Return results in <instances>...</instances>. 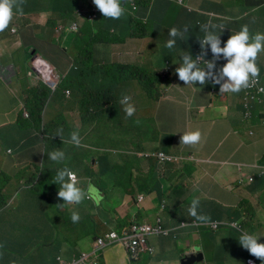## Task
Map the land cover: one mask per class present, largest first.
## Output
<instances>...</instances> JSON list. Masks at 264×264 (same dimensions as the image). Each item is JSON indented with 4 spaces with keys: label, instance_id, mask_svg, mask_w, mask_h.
<instances>
[{
    "label": "crops",
    "instance_id": "1",
    "mask_svg": "<svg viewBox=\"0 0 264 264\" xmlns=\"http://www.w3.org/2000/svg\"><path fill=\"white\" fill-rule=\"evenodd\" d=\"M90 1L87 0V5ZM181 1L183 4H180ZM83 2L23 0V15L17 16L20 20L26 15L34 17L38 21L36 29L26 33L27 40L21 34L0 37V186L6 198L9 200L7 195L21 186L32 184L33 178L45 179L57 173L55 167L67 166L66 159L56 163L49 160L47 154L61 149L67 156L70 150L81 147L83 141L79 147L69 142L70 134L79 131L86 139L85 150L96 156L98 168L109 163H127L130 165L132 182L129 185L118 183L115 177L111 179L105 175L99 183L104 182L106 199L99 207L87 199L78 206L65 205L61 208L58 205L63 201L57 203L61 216L58 219L70 223L68 238L74 243L72 247L64 243L59 255L65 260H79V256L85 254L89 256L90 264H96V261L103 264H138L131 261L119 247L97 251L95 241L97 236L117 232L121 222L133 216L140 223L151 226L159 224L168 232V236L150 237L149 245L154 253L149 256L152 258L148 264H181L183 259L199 255L203 258L202 263L206 264H247L248 260L264 264L238 243L242 232L264 233V178L258 177V171L264 165V103L254 106V112H258L259 117L251 122L244 118L243 91L220 93V86L211 81L203 86L198 83L193 85L199 89L195 91L186 87L178 79L175 69L182 63L185 52L192 55L191 50L164 46L169 39V30L176 27L188 29L185 40L193 48L201 38L200 28L207 13L212 19L224 21L228 27L248 25L251 33H264V0H176L175 7L158 19L165 24L162 34L157 39L145 38L144 42L129 37V24L125 16L118 20L106 19L103 30L114 33L113 39L118 43L101 45L97 62L100 65H124L128 64V58L137 54L140 55L139 65L150 66L157 73L163 69V73L159 74L167 80L158 88L155 98H146L142 107L131 99L136 108L135 114L127 117L129 120L115 122L111 132L106 128L98 132L94 125L86 126L78 107H75L76 103L70 99L54 102L51 110L45 107L42 117L38 119L24 110L25 92L39 85L38 77L29 75L32 71V51L40 50L41 55L62 74L75 71L74 63L59 61L46 43H60L65 50L69 49L65 47V36L58 40L56 27L61 23L54 26V21L59 19L60 11L72 9L73 6L88 8ZM194 12L204 17L193 16ZM159 26L157 24L156 28L159 29ZM137 45H147L149 54L135 51ZM222 66L217 62L214 71ZM258 66L264 67V54L260 55ZM25 113L30 116L26 117ZM33 118L37 123L30 125L29 121ZM41 124L44 129L51 125L50 133L57 137L47 144L49 149L47 145L43 146V135H39ZM60 129L63 130L62 135L57 136ZM189 129L202 132L200 145H180L182 133ZM109 147L118 149L111 150ZM8 149H11L10 153ZM159 152L173 161L160 166L155 160L144 157ZM32 163L39 164L31 167ZM7 173L12 174L7 176ZM127 174L128 171L120 172L122 179ZM250 178H254L252 184L248 182ZM115 183L121 187H115ZM193 198H199L198 211L210 217L208 222H196L189 216L188 207ZM74 207L80 214L78 223L71 220ZM19 209L23 208H17V215L21 216ZM69 209L70 218L66 215ZM42 212L38 220L40 218L39 222L44 224ZM140 213L146 214L150 223L139 220ZM214 223L219 224L215 231L203 226ZM195 224L200 226L195 227ZM14 225V219L4 209L0 210V243L13 237ZM80 229L91 234H80ZM191 235L198 237L192 240ZM258 242L264 243V237H260ZM194 247H199L201 251L194 253ZM87 249L92 251L86 252ZM143 253L147 254L146 250ZM114 254L119 257L116 258Z\"/></svg>",
    "mask_w": 264,
    "mask_h": 264
},
{
    "label": "clouds",
    "instance_id": "2",
    "mask_svg": "<svg viewBox=\"0 0 264 264\" xmlns=\"http://www.w3.org/2000/svg\"><path fill=\"white\" fill-rule=\"evenodd\" d=\"M90 4H94V5L89 7ZM130 4L134 10L137 9L135 3H130ZM22 5H23V0H0V37L7 35L21 34L20 27L12 24V20L17 15H23ZM123 5H124V0H92L87 5L88 8H84L82 6H73L72 9L60 11L59 19L54 21L55 22L54 26L60 23V18L62 14L68 11L73 12L74 10H75V14H74L75 20H78L80 22L88 21V23L91 25L95 24L97 20H102V21H105L106 19L118 20L125 14L126 10ZM10 25H12V28L9 31L8 29ZM69 25H70L69 30L72 32L78 29V25L74 21ZM224 28L225 27L223 25H216L211 23L203 26L202 31L204 32V35L202 38H199V45L201 49L200 54L196 55V57L193 58L192 55L185 52V54L181 58L182 63L175 69V73L178 76V79L182 81L186 87H191L194 91L199 89L195 88L193 85L198 83L199 85L203 86L209 81H211L215 85L220 86L219 87L220 93L236 94L243 91L242 93H244V98L242 99V106L245 110V115H246L247 110L244 107V99L246 97V91L249 88L253 87L255 84L259 83L258 78L261 77L260 68L258 66V59L260 55L264 54V33L256 32L253 34L250 32L248 25H243L241 26L238 32L231 34L227 39V41L224 42L223 47H221L222 41L220 39V33ZM61 29H62V25H58L56 27L57 34ZM217 29H219V33L217 32ZM187 31H188L187 28H184L183 30L178 29L176 27L171 28L168 32L169 39L166 41L164 46L168 49H173L176 46L178 39L180 41L185 40V34L187 33ZM58 40H60L59 36H58ZM51 45H60V43L47 42L46 44V46L50 48L55 54V51ZM62 48L65 50L63 46ZM209 49L212 58L206 57ZM32 55H31L32 58L30 63V68L32 71L29 73V75H35L36 77H38L39 80L38 86L44 84L47 88H49L51 94L55 93L58 90V88L63 84L64 79L68 76L69 73L67 74L60 73L57 67L51 64L43 55H41V53L40 56L38 54V51H32ZM221 58L225 60L226 63L220 62L219 60ZM217 62L223 64V66L219 68L218 71H214L216 69ZM70 63H74V62H70ZM201 64H203V66H201ZM76 67L77 66L74 63L73 69L75 71L78 70ZM164 75H166V73H164ZM261 79L263 83L262 86L264 87V80L262 77ZM172 87H177V86H172ZM259 91L264 92V88L259 89ZM71 94H73L71 89L65 90V95L67 97H71ZM261 99L262 101L260 103L252 102L250 104L251 116L254 113V106L261 105L264 103V96H262ZM130 101H131V97L128 95H124L120 100V103L124 105L123 110L125 112L126 117L128 118L132 117L136 112L135 106ZM24 110H26L25 105H24ZM24 115L26 117L30 116L27 113H25ZM245 115L244 118L246 120H250L251 117L246 118ZM137 123H139V121H137ZM62 131H63L62 129L58 130L57 136L62 135ZM39 133L41 134V136L43 135L42 137L43 139L48 141L47 144H50L56 139L53 137L55 135H52L51 133H50L51 137L46 138L45 134L47 132L45 129L43 130V125H42V130L40 128ZM202 139H203L202 132L199 129L196 130L189 129L182 133L180 137V145L196 147L201 144ZM69 142L77 147L81 145L82 140L78 131H73L70 134ZM8 152L10 153L11 149H8ZM159 153L147 154L149 155V158L147 159H153L155 160L157 165H160L158 159L156 157H153V155ZM47 156L49 160L56 163H62L66 159V154L61 149L53 150L49 152ZM96 163L97 161L95 160L93 164ZM169 163H165L164 165ZM259 171H258V177L261 179L262 177L259 176ZM86 179L88 180L86 181ZM91 181L93 180L89 175H86L85 173L82 172L77 173L76 171H72L67 166L59 169L53 180L54 184H59L60 186L57 192V196L63 201V203L58 205V207L63 208L65 205L78 206L81 203H83V201H85L86 199L92 201L95 206L99 207V205L103 201V194L94 184L91 183ZM87 182L88 184L86 187L80 186L81 184ZM4 195L6 196V194ZM7 197L10 196L7 195ZM10 199L11 200H8L6 198V204L7 202L11 203L13 196ZM6 206L4 207V209L6 208ZM199 207H200L199 198H193L188 207L189 216L192 217L196 222H200V223L208 222L210 220V217L200 213L198 211ZM17 208L18 206L14 207V209ZM71 220L73 223H78L80 220V214L75 207L71 212ZM194 226L198 227L200 225L195 224ZM203 226H206L207 228L209 227L208 224ZM131 228L132 226L130 228L123 230V232H121L120 234L114 231H110L108 232V234H106L105 236H100L98 239L106 238L108 235H110L111 238H115L116 234L119 237H122L123 234L129 232ZM46 232H47V227L45 226V232L40 236H43L44 234H46ZM260 237H264V233H248L247 231H245L239 235L238 243L240 244L241 247L246 249L251 256L264 262V243L258 242ZM149 238L147 239V246L142 248L140 253H143L145 250L146 253L149 255H152L154 253L153 248H151L148 243ZM9 242L11 241L9 240ZM6 245L8 248H11V245L9 246L8 242H6ZM149 249L153 250L152 253L149 252ZM125 251L129 259L133 262H136V260H138L140 257V253L136 258H134L129 254L126 248ZM192 251L194 253H197L200 252L201 249L199 247H194ZM81 257L79 256V258ZM57 261L59 264H68V263L72 264L74 261L79 262L80 259L67 261L61 257H57ZM202 262L200 264H202Z\"/></svg>",
    "mask_w": 264,
    "mask_h": 264
},
{
    "label": "trees",
    "instance_id": "3",
    "mask_svg": "<svg viewBox=\"0 0 264 264\" xmlns=\"http://www.w3.org/2000/svg\"><path fill=\"white\" fill-rule=\"evenodd\" d=\"M132 3L130 0H127L124 3L125 7V16L127 18L128 30H129V37L131 39H145V38H158L159 35L165 29V24H162V20L160 19L163 14H167V12L174 8L176 5V0H136V10L133 9L131 6ZM165 11V12H164ZM184 12H189V10H184ZM75 10L68 11L62 14L60 18V23L62 25V29L58 32V36L60 39L65 36L66 39L65 47L69 49L64 50L60 45H51L55 51V55L57 56L59 61L67 60L70 62H74L76 64L77 71H72L68 74V76L64 79L63 84L66 89H71L72 92L75 91L77 95H79L78 100L81 104V111L80 115L83 120L84 124H90L92 121V116L96 119L97 124H104L112 115V108H115V105L109 104V95H110V88L107 86L108 78L119 69L121 70H128L130 67H135L132 65H122V64H115V63H107L105 65H100L97 62L96 57L99 56L100 46L101 45H110V44H117L118 40L113 39L114 33H110V31L105 32L103 30V23L96 22L95 24L91 25L86 22H80L75 20L74 17ZM193 16L195 17H204L199 13L194 12ZM211 20V21H210ZM77 23L78 29L76 31L69 30V24L72 22ZM216 24V25H223L225 28L220 33V39L222 41L221 47H223L224 42L227 41L231 34L238 32L240 28H233L228 27V25L222 21L217 19H212L210 15H205L203 19V26L207 24ZM68 24V25H67ZM157 24H160L159 29L156 28ZM200 28L201 38L204 35V32ZM256 27H254L255 29ZM219 33V29H217ZM66 33V34H64ZM186 38V35H185ZM106 39V40H104ZM69 42H72L69 46ZM47 44V43H46ZM181 47L180 50L184 48H189L191 51L190 53L193 55L192 57H196L201 52L199 41L191 48L186 40L180 41L177 40L176 48ZM73 50L75 53L70 54V51ZM178 51V50H174ZM206 57L212 58L210 49L208 50V54ZM260 68V75L264 80V67L259 66ZM116 74V73H115ZM158 78L155 79L156 84H158V88L162 86L167 80H165L162 74H158ZM134 81L145 83L147 81V76L144 75L143 72L137 71V77H135ZM157 88V91H158ZM119 89H123L122 87H118L115 91L117 94ZM60 89H58L56 93H58ZM25 99V108L30 113L31 116H35L38 118L42 117V112L44 107L51 96V91L47 88L44 84H41L35 89H29L26 93ZM156 96H151V99H154ZM113 101V98H110ZM108 113H110L108 115ZM259 117L258 112H254L251 116V122H255ZM37 120L34 118L30 121V124L36 123ZM129 154L128 156H131ZM135 155V154H134ZM98 162V161H97ZM99 163V162H98ZM153 164V162H152ZM264 166V165H262ZM91 172L87 173L86 175H95L99 181L104 180V176L114 179L116 178L117 182H124L129 185L132 181L131 179V169L130 165L124 163L119 165L118 163H109L104 167L98 168L97 163L91 164ZM59 167H55V170L58 171ZM153 169V165H152ZM128 174L125 179H122L120 176V172H126ZM56 174L53 176H48L44 180V192L40 194V198L43 201V204L38 202L37 197L27 196L26 204L23 209H19L21 216L18 217L17 209H14L16 216L19 219H24L26 222L27 230H22L21 235L26 238V240L30 243L27 245L28 249L26 253L21 255V259H18L12 251V248H8V245H11V242L6 241L0 243V264H59L57 261V257H61L58 253H55L54 257L49 258L47 257V252L45 251V246H36L35 245V236H40L45 232V226H43L39 220L38 215L46 208V206L50 205H57L60 201H62L57 196V192L59 190V184H54L53 180ZM1 179V178H0ZM262 179V178H261ZM41 180L40 178H33V182H37ZM93 180V179H92ZM82 182V181H81ZM92 184L93 181H91ZM83 185V184H81ZM95 185V184H94ZM100 192L104 195V200L106 199V189L103 188L104 182H101L95 185ZM115 187H121L119 184L115 183ZM133 199L134 196H133ZM135 201H137L135 199ZM138 202V201H137ZM134 202V203H137ZM6 206V196L2 193L1 186H0V210L4 209ZM86 218V217H84ZM83 218V220H85ZM138 219L133 218V216H129L126 220L121 222L120 228L117 230H125L130 228L135 224H141L137 221ZM14 228L17 226L14 225ZM80 234H87L90 235L91 232H88L85 229L78 230ZM123 232V231H122ZM105 236V235H104ZM86 237V235H83ZM97 236L95 241L97 242ZM65 244H74L69 240L64 242ZM51 247V246H49ZM59 255V256H58ZM67 258V257H66ZM54 259L53 261H51ZM64 259V258H63Z\"/></svg>",
    "mask_w": 264,
    "mask_h": 264
},
{
    "label": "rangeland",
    "instance_id": "4",
    "mask_svg": "<svg viewBox=\"0 0 264 264\" xmlns=\"http://www.w3.org/2000/svg\"><path fill=\"white\" fill-rule=\"evenodd\" d=\"M85 4V7H87V0H84L83 2ZM96 22L98 23H103L105 21L102 20H97ZM12 24L19 26L20 27V32H21V36L24 39H28V36L26 33H31V30H35L36 29V25L38 24V21L32 17L31 15H26L25 18H23L22 20H20L17 16H15L12 20ZM12 25H10L9 27V31L11 30ZM135 40H141L142 42H144L145 39H135ZM139 42V41H138ZM147 43V42H145ZM135 51L137 52H145L147 53V55L149 54V50L147 45H142L139 46L137 45L135 48ZM123 51V47L121 49V52ZM41 51L38 50V54L40 55ZM75 52L73 50L70 51V54H74ZM41 56V55H40ZM121 58V57H119ZM132 60V61H131ZM142 60H144V58L142 57ZM21 61H24V57H21ZM140 62V55L135 54L134 56H132L131 58H128L126 60L125 65H132V66H136L135 67H130L128 70H117L114 73V76L112 75L111 77L108 78L107 81V86L110 88V95H109V104H113L115 105V108H112V115H110V118L108 119V121L104 124H97L96 123V119L92 116V121L90 124H85L86 126L89 125H94V129L96 131L99 132V130H103L104 128L108 129L109 132H111L112 130V125L117 122V121H121V120H129L124 112V105H122L120 103L121 98L124 95H128L131 97V99L134 101V104H141V107L143 106L144 102H146V98L151 99V96L155 95L157 93V88H158V84H156L155 79L158 78V74L159 73H163V69L157 73L155 72L154 68L147 66V65H139L138 63ZM137 63V64H136ZM143 72L145 76H147V81L145 83H141V82H136L134 81L135 77H137V71ZM64 84H62L58 89H60V91L58 93H53L51 94V96L49 97V100L47 101L45 107L48 108L49 110H51L53 108V103L56 101H66L67 99H70V101H74L76 103V108L78 107V111H81V104L80 101L78 100L79 95H77V93L75 91H73V95L71 97H67L65 95V90L63 87ZM118 87H122L123 89H119L117 94H115V91ZM72 91V90H71ZM113 98V101L110 98ZM132 103V101H130ZM110 113H108L109 115ZM41 130H42V125L40 126ZM52 126L51 125H47V127L45 128L46 130V138L51 137L50 132H52ZM44 130V128H43ZM79 132V131H78ZM243 133V132H242ZM80 134L81 140L83 141V145L79 148H74L72 150L69 151V153L66 156V164L68 167L80 171L82 173H89L91 172V164H93V162L95 160H97L96 156L94 155V153H92L91 151L85 150L87 149V143H86V139L84 138V136ZM39 135L41 136V134L39 133ZM54 138H57L56 136H53ZM48 143L47 140H45L43 142V146H46ZM50 146L47 145V149H49ZM111 150H116L118 149V147H109ZM117 148V149H115ZM121 152V151H119ZM112 155V154H110ZM47 161V158L45 160V162ZM45 162H44V166H45ZM6 164V162H5ZM33 166L31 167H36L39 163H32ZM39 168V167H37ZM12 173H7V176H10ZM93 179V183L95 185L99 184V180L95 175H91L90 176ZM1 178V176H0ZM255 179L257 180L258 178L255 177ZM88 179H86L87 181ZM42 183H44V180L41 179L33 184L30 185H23L20 188L16 189L14 192H11L9 194L10 198L13 196V199L11 201V203H9V205L6 206V208L4 209L5 213H8L10 217H12L14 219V224L17 226L15 228V233L13 235V237L10 238L11 241V248L13 251V254L18 258L21 259V255L23 253H26L28 247L27 245H30V243L26 240V238H24L21 235L22 230H27L26 227V222L23 219H19L15 212H14V206H21L23 209L25 207L26 204V200H27V196H33V197H37L38 202L43 204V201L40 198V194H42L44 192V187L42 186ZM85 184H83V187H85ZM27 195V196H26ZM11 200V199H9ZM8 203V202H7ZM132 206H135L134 204H132ZM57 205H50V206H46V208L43 210L41 216L42 217V221H43V225H45L47 227V232L46 234H44L43 236H35V245L36 246H45L46 249L45 251L47 252V257L52 258L54 257L55 253H60L63 246H64V242L67 240L68 237V232L71 228L70 223H68L65 219H58V217H61L59 214V211L57 210ZM71 210L69 209L68 212H66V215L70 218L69 214H70ZM69 213V214H68ZM139 220H147L148 223L149 220L146 219V214H139ZM40 221V218H39ZM11 229H9L10 232ZM117 233L120 234V231H118ZM1 235V234H0ZM104 236V235H103ZM198 236L196 235H191L190 239L192 240H196ZM150 239V238H149ZM149 243V241H148ZM66 246H73L72 244H65ZM51 246V247H49ZM116 247L122 248L125 251V248L122 245H116L114 247H112L113 249H117ZM92 249H87L86 252H91ZM116 252V251H114ZM113 252V253H114ZM58 253V254H59ZM126 253V251H125ZM114 256L116 258H118L119 256L114 254ZM149 256H153V255H149V254H145V253H140V259L136 260V262L138 264H140L141 260V264H148V261L150 258ZM54 259H52L51 261H53ZM96 264H103L102 261H96ZM202 264H206L205 262Z\"/></svg>",
    "mask_w": 264,
    "mask_h": 264
},
{
    "label": "built area",
    "instance_id": "5",
    "mask_svg": "<svg viewBox=\"0 0 264 264\" xmlns=\"http://www.w3.org/2000/svg\"><path fill=\"white\" fill-rule=\"evenodd\" d=\"M180 4H183V1H181ZM219 61L226 63V61L223 60L222 58ZM201 66H203V64H201ZM258 79H259V83L255 84L253 87L249 88L246 91V97L244 99V107L247 110L245 115L246 118L251 117L250 104L252 102L260 103L262 101L261 99L262 96H264V92L259 91V89L264 88L262 86L263 85L262 79L261 77H259ZM145 157L149 158V155H146ZM153 157H156L158 159L160 165H164L165 163L172 162V159L170 157L162 153L153 155ZM259 176L264 178V167H261L259 171ZM248 182L253 183L254 179L250 178ZM209 227H211L212 230H217L219 224L217 223L210 224ZM150 236H168V232L164 231L159 224H157V226H150L146 223L135 224L132 226L130 231L124 233L122 237H119L116 234L115 238H111L110 235H108L106 238L98 239L96 244V249L97 251L103 252L116 245H122L126 248V250L129 252V254L132 257L136 258L139 255L141 249L147 246V239ZM152 251H153L152 249H149L150 253H152ZM72 264H89V256L83 254L79 262L74 261ZM247 264H256V263L252 260H248Z\"/></svg>",
    "mask_w": 264,
    "mask_h": 264
},
{
    "label": "water",
    "instance_id": "6",
    "mask_svg": "<svg viewBox=\"0 0 264 264\" xmlns=\"http://www.w3.org/2000/svg\"><path fill=\"white\" fill-rule=\"evenodd\" d=\"M203 261L202 256H191L190 258L183 259L181 264H197Z\"/></svg>",
    "mask_w": 264,
    "mask_h": 264
}]
</instances>
